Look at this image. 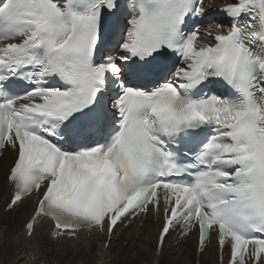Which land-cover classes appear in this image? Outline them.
Listing matches in <instances>:
<instances>
[{
	"label": "snow or ice",
	"instance_id": "1",
	"mask_svg": "<svg viewBox=\"0 0 264 264\" xmlns=\"http://www.w3.org/2000/svg\"><path fill=\"white\" fill-rule=\"evenodd\" d=\"M6 150L33 254L144 214L264 264V0H0Z\"/></svg>",
	"mask_w": 264,
	"mask_h": 264
},
{
	"label": "bare ground",
	"instance_id": "2",
	"mask_svg": "<svg viewBox=\"0 0 264 264\" xmlns=\"http://www.w3.org/2000/svg\"><path fill=\"white\" fill-rule=\"evenodd\" d=\"M13 158L14 154L6 150L0 159V247L4 249L0 264H17V261L18 264H195L197 261L193 236L176 244L178 239L168 235L158 257L156 244L160 228L151 215L141 226L135 221L127 228H117L107 250L103 248L105 239L99 233L81 235L79 240H53L49 235L50 224L43 221L37 232L40 247L33 254L22 235L33 211V202L26 201L14 211L4 209L10 197L6 173ZM6 234L10 238L8 242L4 240ZM200 262L218 264L215 247L201 254Z\"/></svg>",
	"mask_w": 264,
	"mask_h": 264
},
{
	"label": "rangeland",
	"instance_id": "3",
	"mask_svg": "<svg viewBox=\"0 0 264 264\" xmlns=\"http://www.w3.org/2000/svg\"><path fill=\"white\" fill-rule=\"evenodd\" d=\"M63 262V261H62Z\"/></svg>",
	"mask_w": 264,
	"mask_h": 264
}]
</instances>
